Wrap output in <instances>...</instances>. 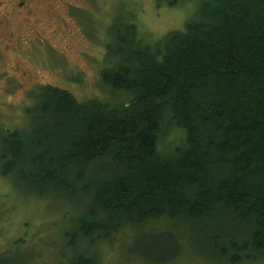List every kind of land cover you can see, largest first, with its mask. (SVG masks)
I'll return each instance as SVG.
<instances>
[{
    "label": "trees",
    "instance_id": "16d2710c",
    "mask_svg": "<svg viewBox=\"0 0 264 264\" xmlns=\"http://www.w3.org/2000/svg\"><path fill=\"white\" fill-rule=\"evenodd\" d=\"M155 1L195 9L157 40L117 22L105 97L31 89L26 130L1 127L0 177L73 206L65 264H102L98 241L166 221L219 262L264 261V0ZM182 239L150 245L167 263Z\"/></svg>",
    "mask_w": 264,
    "mask_h": 264
},
{
    "label": "rangeland",
    "instance_id": "374dc122",
    "mask_svg": "<svg viewBox=\"0 0 264 264\" xmlns=\"http://www.w3.org/2000/svg\"><path fill=\"white\" fill-rule=\"evenodd\" d=\"M6 6L15 11L12 3ZM194 9L195 2L168 7L155 0H26V18L22 11L15 12L0 25L2 53L9 41L10 62L26 69L23 87L16 80L12 87L0 86V136L1 127L26 130L29 119L24 107L29 105V92L39 84L69 89L80 99L105 97L101 72L109 63L108 46L117 22L134 17L140 31L157 40L182 28ZM64 201L54 196L26 198L24 187L0 177V264H65L66 243L59 233L76 214ZM134 230L131 235L121 230L91 250L100 255L102 264H224L196 246L179 223L166 221ZM161 233L183 237L181 248L186 253L166 263L161 251L150 245Z\"/></svg>",
    "mask_w": 264,
    "mask_h": 264
},
{
    "label": "flooded vegetation",
    "instance_id": "af4514ba",
    "mask_svg": "<svg viewBox=\"0 0 264 264\" xmlns=\"http://www.w3.org/2000/svg\"><path fill=\"white\" fill-rule=\"evenodd\" d=\"M8 3H12V6L15 8V11L8 10V7L6 6ZM21 11L24 13V16L26 18V0H0V25L6 23L11 17L12 13H19ZM2 14H5L3 19ZM1 40L3 41L0 32V41ZM9 47L10 42L7 41L5 52L2 53V49H0V57L3 61V69L0 71V86L12 87V83L16 80L19 86L23 87L24 78L26 77V69H21L20 67L15 68L14 64L10 62L9 56L7 55V52L11 51ZM21 61L22 59H20V57H17V62Z\"/></svg>",
    "mask_w": 264,
    "mask_h": 264
}]
</instances>
